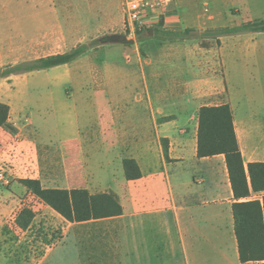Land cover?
Segmentation results:
<instances>
[{
    "label": "rangeland",
    "instance_id": "374dc122",
    "mask_svg": "<svg viewBox=\"0 0 264 264\" xmlns=\"http://www.w3.org/2000/svg\"><path fill=\"white\" fill-rule=\"evenodd\" d=\"M35 9L43 10L40 42H34L38 28L22 20L25 16L27 21H32ZM180 14L194 16L198 25L189 28L200 32L264 19V0H175L157 23L140 27L134 37H129L124 25V0L0 1V35L6 36L7 28L17 31L6 40L11 48L7 45L0 48V101L10 105L7 125L0 127V173L3 174L0 175V264H132L130 223L133 218L146 217L148 210L144 205L137 214L133 207L132 183L125 178L122 160L131 156V142L140 126V105L135 101L129 78L123 81V89L116 94V99L114 97V113L106 105V100L109 102L112 98L102 100L105 93L117 89L110 63L123 65V48L137 47L142 55H146L159 50L160 45L180 40L165 34L185 29V21L178 20ZM148 29L153 33L149 34ZM115 33L124 34L128 42L102 43V37ZM195 35L197 37L191 39L198 43L197 70L191 64L184 67L179 64L164 71L165 80H188V88L198 92L199 100L191 107V121L194 123L198 119L200 105L229 99L228 89L223 84L226 73L221 60L228 53L233 54L228 62V73L240 102V105L238 101L234 105L236 109L240 106L238 116L243 122L253 115L255 120L264 121V46L259 52L256 49L259 43L264 44V34ZM255 41L258 42L256 48L251 45ZM90 42H94V46L74 66L12 75L3 73L9 65L20 61L62 53ZM227 47L231 49L223 50ZM123 56L130 59L128 54ZM76 65L87 72V78L80 86L68 79ZM200 73L203 80L198 78ZM203 91H213L217 96L203 101L200 98ZM80 93L89 96L76 98ZM165 100L164 105L169 108L173 100ZM106 116L108 120L111 117L121 131L109 139L111 131L108 128L112 124L107 122ZM8 142H15L19 152L23 153L17 160L4 155ZM23 178L39 179L48 188H87L91 193L113 189L123 205V214L117 217L121 222L70 223L28 192L20 183ZM255 197L257 194L252 193L250 199ZM23 206L32 207L36 213L34 224L27 231L12 224L14 215ZM173 214L175 208L166 215V229L154 227L156 256L153 262L145 258V264L200 262L198 253L194 252L195 243L189 247L187 240L188 231L193 228L187 215L181 220V232ZM148 226L147 223L141 225L139 232L146 241L153 235ZM60 231L65 236V244L55 250L56 233ZM134 235H138V229L134 230ZM43 237L55 241L46 245L42 242ZM237 252L236 248V253H231L229 264H260L257 261L241 263Z\"/></svg>",
    "mask_w": 264,
    "mask_h": 264
},
{
    "label": "crops",
    "instance_id": "0c3cea01",
    "mask_svg": "<svg viewBox=\"0 0 264 264\" xmlns=\"http://www.w3.org/2000/svg\"><path fill=\"white\" fill-rule=\"evenodd\" d=\"M42 13V9H35L33 10L32 21H27L25 16L22 18L27 25L31 26L33 24L35 28H38L39 34L34 42L42 40ZM179 19L183 22L185 21L187 28L198 25V20L196 21V18L191 15L188 17L180 14L178 16ZM15 21L18 22L17 18ZM5 31L6 36L0 35V48H6V45L7 48H11V45H8L6 40H9L13 33L17 31L14 28H7ZM250 33L264 34V32ZM257 44L258 42L255 41L251 45L256 48ZM263 46L264 44L259 43L256 48L257 51L259 52ZM230 49V47H227L223 50L228 51ZM124 53L129 55V60L123 56ZM86 54L63 65L74 66ZM123 54L122 66L119 67L114 62L110 63L111 70H113L115 75L114 79L117 82V89L105 93L102 101H104V97L106 99L112 98L109 102L106 100V105L109 111L114 113L116 110L114 97L116 99V94H119L123 89V81L129 78L135 101L140 105L138 113L140 126L135 134L134 142H131V156L125 158L135 159L141 171L139 178L129 180L132 183V205L137 210V214H140L139 210L144 209V205L148 213L144 218H133L130 223L132 229L131 263L145 264V258L150 262L156 256L155 244L153 243L155 241L154 227L166 229L168 225L166 215L171 208H175L173 217L177 219L181 232H183L181 220L185 218L184 215H187L191 226H193L188 231L190 236L187 240L190 243L189 247L195 243L193 248L194 252L198 253V261H200L198 264H229L231 253L233 254V251L236 253L237 241L234 234L232 215L234 195L229 181L225 156L223 154L197 156L198 119L194 123L191 121L193 118L191 107L195 105L198 99V92L188 88V80L177 82L176 79L172 78L165 80L164 77L165 70L170 71L171 68L174 69L179 64H183V67L191 64L196 71L198 68V43L191 38H186L160 45L159 50L157 49L156 52L151 51V53L147 52L146 55H142L137 47L123 48ZM231 55L233 54L228 53L221 58L226 73L223 84L228 89L229 94V99L222 103H229L233 110L235 131L244 163L264 161V121L255 120L253 115L249 120L243 122L238 116L240 106L237 109L234 108L238 101V94H236V88L232 85L228 73V62ZM235 59L237 58L235 57ZM86 73L84 67L76 65L74 72L69 74L68 79L72 84L80 86L87 78ZM198 78L203 80L201 73ZM86 95L89 96L88 93H80L76 98L83 99ZM216 96L213 91H203L200 98L205 101L204 99H213ZM165 99L173 100L169 108L164 105ZM222 103L210 102L200 105L197 109V114L201 106H213ZM238 103L240 105L239 101ZM105 118L108 123L112 124H110V129L108 128L111 132L108 133L107 139L113 135L120 134V128L115 125L112 118L110 117L109 120L107 116ZM190 125L191 130H188ZM87 126L85 130L88 129ZM112 126L114 127L112 128ZM163 138L166 139L168 144V159L163 154ZM4 152V155L9 158L14 157L13 160H17L20 156L19 154L23 155L22 152H19V147H16L15 142H8ZM105 191H112L117 194L121 203L118 193L113 189L97 192ZM252 193L257 194L255 198L261 200L264 196V191ZM250 197L251 195L244 199H250ZM121 215L82 222L111 220L112 222L120 223L121 220L117 219V217ZM146 223L149 225L150 234H153L151 238L147 232L148 241L145 240V236L141 237L139 234L140 226H145ZM151 227L153 228L151 229ZM135 229H138V235L136 236L134 235ZM64 238L62 231V238L57 243L55 250L65 244L63 243ZM61 243L62 245H60ZM150 245L151 248H149ZM76 251L77 257L80 259L78 248ZM162 255L165 254L162 253ZM47 256L46 254L45 259Z\"/></svg>",
    "mask_w": 264,
    "mask_h": 264
},
{
    "label": "trees",
    "instance_id": "16d2710c",
    "mask_svg": "<svg viewBox=\"0 0 264 264\" xmlns=\"http://www.w3.org/2000/svg\"><path fill=\"white\" fill-rule=\"evenodd\" d=\"M250 32H264V19L248 20L236 25L220 26L200 32L193 28H185L182 31L165 34H172L174 39H186L197 37L196 33L226 36ZM92 46L94 42L81 43L62 53L23 60L9 65L3 73L12 75L67 64L85 54ZM9 117L10 105L0 101V126L5 125ZM162 142L163 154L168 159L167 141L163 138ZM215 154L225 156L234 195L232 215L239 260L241 263L257 261L264 264V196L262 200L244 199L249 197L251 192L264 191V161L244 163L235 131L233 110L229 103L204 105L198 110L197 156ZM122 165L126 179L131 180L141 176L135 159L124 158ZM20 183L33 196L70 222L113 217L123 213L119 198L112 191L91 193L85 188H48L44 187L39 179L34 178H23ZM35 217L36 213L32 207L23 206L14 215L12 224L22 231H27L33 226ZM56 234L58 239L55 240L59 242L62 232ZM55 240L51 241L43 237L42 242L50 245Z\"/></svg>",
    "mask_w": 264,
    "mask_h": 264
},
{
    "label": "built area",
    "instance_id": "2783aa9c",
    "mask_svg": "<svg viewBox=\"0 0 264 264\" xmlns=\"http://www.w3.org/2000/svg\"><path fill=\"white\" fill-rule=\"evenodd\" d=\"M174 2L175 0H124V25L129 37H134L140 27L157 23Z\"/></svg>",
    "mask_w": 264,
    "mask_h": 264
},
{
    "label": "water",
    "instance_id": "95a60500",
    "mask_svg": "<svg viewBox=\"0 0 264 264\" xmlns=\"http://www.w3.org/2000/svg\"><path fill=\"white\" fill-rule=\"evenodd\" d=\"M149 34L153 33V30H149ZM102 43H127L128 39L124 34L115 33V34H109L104 37H102Z\"/></svg>",
    "mask_w": 264,
    "mask_h": 264
}]
</instances>
